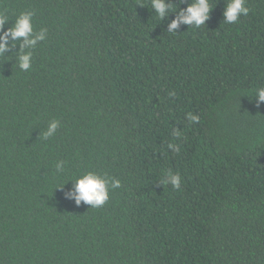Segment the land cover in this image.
<instances>
[{"label": "trees", "instance_id": "16d2710c", "mask_svg": "<svg viewBox=\"0 0 264 264\" xmlns=\"http://www.w3.org/2000/svg\"><path fill=\"white\" fill-rule=\"evenodd\" d=\"M246 2L172 35L149 0H0L5 28L33 10L48 32L30 70L20 41L0 57V264H264V0ZM89 169L121 180L100 208L65 198Z\"/></svg>", "mask_w": 264, "mask_h": 264}, {"label": "clouds", "instance_id": "9594fccd", "mask_svg": "<svg viewBox=\"0 0 264 264\" xmlns=\"http://www.w3.org/2000/svg\"><path fill=\"white\" fill-rule=\"evenodd\" d=\"M149 3L158 22L165 21L171 14H175L174 18L168 21L166 29V33L172 35L181 32L178 31L181 24L195 28L206 26L217 4H213L212 0H179V3L176 0H149ZM182 3H186L187 6L181 7ZM145 7L149 8L147 5ZM249 11L246 0H225L222 21L226 25L236 24L242 16H247ZM34 15L33 10L22 11L15 16L11 26L5 28V24L12 19L5 11L0 10V57H4V53L8 50L10 38L13 45L20 41L17 66L22 72L32 68L33 52L38 47V42L45 41L48 35L46 28L38 31L34 28ZM254 94L257 105L264 103V86L254 89ZM169 95H175V93H169ZM187 118L191 122L199 119L198 116L192 114H189ZM59 127V120H49L42 133V138L48 140L54 137ZM169 147L175 152L179 151L175 145L170 144ZM55 172L60 175L67 172L63 160L56 161ZM72 180H74V186L65 193V198L74 200L77 206L83 203L91 208H100L109 201L112 191L121 187L120 179L94 169L81 171ZM160 182L163 185L170 184L173 189H180L182 177L179 173L167 171Z\"/></svg>", "mask_w": 264, "mask_h": 264}]
</instances>
